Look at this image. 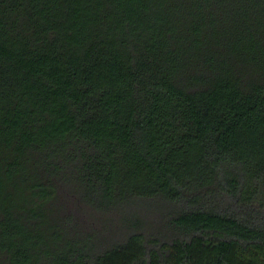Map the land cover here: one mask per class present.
Instances as JSON below:
<instances>
[{
    "label": "trees",
    "instance_id": "16d2710c",
    "mask_svg": "<svg viewBox=\"0 0 264 264\" xmlns=\"http://www.w3.org/2000/svg\"><path fill=\"white\" fill-rule=\"evenodd\" d=\"M0 264H264V0H0Z\"/></svg>",
    "mask_w": 264,
    "mask_h": 264
}]
</instances>
